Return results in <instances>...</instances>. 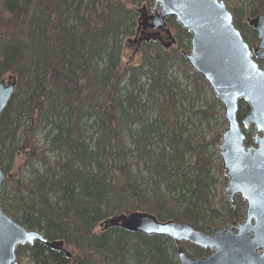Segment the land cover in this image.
<instances>
[{"label": "trees", "instance_id": "1", "mask_svg": "<svg viewBox=\"0 0 264 264\" xmlns=\"http://www.w3.org/2000/svg\"><path fill=\"white\" fill-rule=\"evenodd\" d=\"M103 1L99 9L100 0H0V66L3 73L16 74L19 79L0 120V164L6 174L0 203L28 228L39 229L50 240L64 239L75 254L68 258L42 243L24 245L18 248V264L24 254L33 264H128L130 260L178 264L170 251L172 247L177 250L171 238L119 227L104 230L100 223L117 213L148 211L162 221H188L211 231L245 217L246 204L240 197L234 206L223 197L225 211L211 198L209 174L215 163L208 145H216L222 135L214 123L207 121L213 134L209 140L203 136V144L176 135L168 140L172 152L161 153L153 147L154 133L161 140L164 137L159 133L164 123L160 118L145 124L136 135L125 130L142 121L151 107L142 101L146 92L143 76L150 80L149 96L160 92L174 99V88L179 85L167 71L178 54L186 76L188 69L194 72L197 89L208 84L179 48L170 51L155 41L144 42L139 63L124 62L129 45L124 37L135 34L138 20L132 6L148 0ZM250 2L249 8L235 6L234 12L235 24L252 44L258 35L246 16L264 12V0ZM169 22L181 47L183 37L190 34L174 18ZM156 100L153 103L158 106ZM159 104L165 114V101ZM213 108L208 107L204 115L215 117ZM249 110L240 101V121ZM25 116L30 122L24 126ZM36 119L45 126L52 124L49 143L39 145L32 125ZM245 133L247 143L252 144L255 128ZM187 151L195 160L186 170ZM51 152H57L54 158ZM17 158L24 165L40 161L43 171L24 182L20 175L12 176ZM216 167L223 173L221 161ZM177 184L195 185L184 209L166 193ZM50 194L61 204H53ZM202 219L205 223L199 226ZM184 247L192 256L211 252L188 243Z\"/></svg>", "mask_w": 264, "mask_h": 264}, {"label": "water", "instance_id": "2", "mask_svg": "<svg viewBox=\"0 0 264 264\" xmlns=\"http://www.w3.org/2000/svg\"><path fill=\"white\" fill-rule=\"evenodd\" d=\"M137 12L143 29L165 28L173 42L169 18H174L190 33V51L182 50V54L224 107L227 127L218 145L228 178L224 194L233 206L237 197L245 202V217L207 232L188 221H162L154 213L132 211L112 215L100 226L104 230L119 227L149 236L169 237L176 244L179 264H264V12L246 16L247 24L258 35L252 44L235 24L234 14L225 0H154L151 10L144 3ZM18 83L16 74L3 75L0 66V120ZM242 100L250 110L240 121ZM251 127L255 133L253 143L248 144L245 130ZM5 180L0 164V198ZM36 243L64 252L68 258L75 257L64 239L50 240L42 231L19 223L0 203V264H18V247ZM184 243L209 249L211 253L192 256Z\"/></svg>", "mask_w": 264, "mask_h": 264}, {"label": "rangeland", "instance_id": "3", "mask_svg": "<svg viewBox=\"0 0 264 264\" xmlns=\"http://www.w3.org/2000/svg\"><path fill=\"white\" fill-rule=\"evenodd\" d=\"M229 9L234 12V7L235 6H243L246 8L250 7V0H225ZM104 3L103 0H100V4L98 5V8H102V4ZM147 4L148 6H152L154 3V0H148L144 2H138L134 6H132L135 10L138 7H141L142 4ZM86 2L84 3V5ZM137 23V19H136ZM135 28V27H134ZM134 35H128L124 37V40L129 43L128 46H126L124 50V62H132L134 63H139L141 61V56H142V51L141 48H138L135 43L129 42V39H133ZM180 42V41H179ZM181 47H179V44L171 49L170 51L179 48V51L182 53V50H185L187 52L190 51L191 48V35L190 37L184 36L183 39L181 40ZM182 62L180 59V55H177V59L175 61V65L173 67H170L167 71L168 75L172 79H176V82L178 83L179 87L174 88V91L176 95H174V99L169 98V95L166 97L161 95L160 92H157V94L153 93V96H158L154 98L153 96H149L148 93V87L150 80L147 78V76H143L141 83L142 85L144 84V88L146 90L145 93H143L142 96V101L143 102H149L150 104V109L148 110V113L144 117L142 121L137 120L136 122L131 123L128 125V127H125V130L131 129L132 132L135 133L138 130H140L145 124H151L154 123L153 121L155 118H160L162 121H164L163 124H161V130L159 133L164 134V137L159 138V135L157 133H154L153 135V141L155 142L153 147L156 149L157 153H161L163 151L166 152H172L170 148V144L168 142L169 137H175L176 135H180L184 141L189 140L193 144H203L202 137L204 136L206 139H210L212 137L213 131L207 128V121H210L214 123V127L224 132V130L227 127V122L223 116L224 113V107L222 103L216 98L215 93L213 90L210 88V86H206L203 84H200L201 86L199 89L194 84V79L192 76L194 75V72L188 69L189 75L186 76V74L182 71ZM185 68V67H184ZM167 91V90H166ZM125 92V91H124ZM168 92V91H167ZM158 98V100H156ZM156 100V106L153 102ZM168 100V101H167ZM173 100H176V103H173ZM178 100L180 101L178 103ZM162 101H167L166 107L167 109L165 110V114H162V112L158 109L159 108V103ZM214 106L213 110L216 112V116L212 117L207 115V117L204 115L203 111L207 110L208 107ZM210 111V110H209ZM25 123L24 126L29 123V119L24 117ZM91 120L89 121V123ZM32 123V122H31ZM33 126L36 128V138L38 140L39 145H43L46 143H49V140L47 139L48 131L52 128V124L49 126H45V122H40L38 119L33 121L32 123ZM20 137V136H19ZM222 137V135H221ZM127 141L130 145H133V139L131 135L127 136ZM221 142V139L216 145L209 144L208 145V150L209 153L211 154L212 159L214 160L215 166L211 167L209 177L213 179L211 181L210 185V193H211V198L216 205V207L221 210L225 211L223 208V205L225 204L224 201H222V198L225 197L224 194V187L228 183V178L219 169L216 167L217 164L221 160V157L218 152V145ZM57 152H51L49 155L54 158ZM155 156V155H154ZM156 157V156H155ZM185 162H186V167L185 169L187 170L188 164L192 163L195 160V157L191 154V152H185ZM144 169V168H143ZM43 171V167L40 161H34L31 164L24 165L23 160L20 158H17V160L13 164L12 168V176L18 177L19 175L22 177L23 181L26 182L31 178H34L38 175L39 172ZM146 169L143 170L144 174L146 173ZM183 171H180V174ZM11 183L7 185V188ZM180 184L176 185V189L172 191H167V195L179 200L180 203L182 204V209L186 208L189 206V201L193 197V189L195 188V185H186L184 187H180ZM5 187V185H4ZM3 187V188H4ZM153 185L150 186V191H152ZM14 194H16L14 192ZM51 202L53 204L60 203L61 202L57 199L54 194L49 195ZM227 199V198H226ZM194 201V200H193ZM221 220V218L217 219ZM17 221V220H16ZM21 223V221H18ZM205 221L202 219L199 221V226L204 225ZM22 224V223H21ZM229 224H227L225 227H227ZM198 228V227H197ZM39 230V229H38ZM205 231L211 232L208 229ZM174 247H176V244L173 242ZM187 248V252H191ZM171 254L173 255L174 259H177V250H175L173 247L171 248ZM22 264H33L30 260V257L28 254H24L21 257ZM128 264H138L135 260H130ZM179 264V263H178Z\"/></svg>", "mask_w": 264, "mask_h": 264}, {"label": "flooded vegetation", "instance_id": "4", "mask_svg": "<svg viewBox=\"0 0 264 264\" xmlns=\"http://www.w3.org/2000/svg\"><path fill=\"white\" fill-rule=\"evenodd\" d=\"M151 7L148 6L149 10H151ZM149 13H151V12L149 11ZM139 16L140 15L138 13V20H137V26H136L135 34H134L133 39H131L132 40L131 42L135 43V45L138 48H141L143 46L144 42H151V41H155V42L159 43L160 45H162L167 50L178 45V38L176 36V31L171 27L170 22H169V19H171V18H169L167 21H168V25L171 27L172 34H173L174 39H175L174 42L171 40L172 38H170L169 35L166 33L165 28L161 29V30H156V29H153L150 27L147 29H143V27H141L139 24ZM234 17H235V15H234ZM157 32H159V34L157 36L153 35ZM155 36L157 37L156 39H154ZM148 38H149V40H148ZM67 247L70 248L69 246H67Z\"/></svg>", "mask_w": 264, "mask_h": 264}]
</instances>
